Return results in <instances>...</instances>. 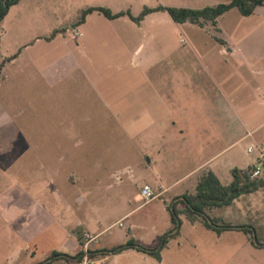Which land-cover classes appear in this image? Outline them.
I'll return each mask as SVG.
<instances>
[{
	"label": "rangeland",
	"instance_id": "obj_1",
	"mask_svg": "<svg viewBox=\"0 0 264 264\" xmlns=\"http://www.w3.org/2000/svg\"><path fill=\"white\" fill-rule=\"evenodd\" d=\"M228 1L22 0L18 10L22 26L18 30L25 36L20 39L21 43H29L44 33L52 36V32L64 28L69 44L78 45L73 52L78 66L49 94L54 97L55 91H70L74 116L82 110L75 102L82 96L86 102L83 111L87 110L89 117L83 124V138L78 140V155H73L78 163L72 171H58V187L51 189L57 194L53 193L51 203L45 204L46 208H52L56 225L52 227L50 242L39 241L41 251L36 257L39 262L48 258L42 251L45 244L52 250H63L72 230H75L78 251L111 248L129 239L146 248L156 247L162 236L174 231L170 211L176 197L194 193L199 170L206 169L208 159H212L207 163L218 171L223 185L231 182L234 169L246 170L260 165L262 173L258 177L264 176V3L250 16H242L232 8L217 19L219 32L214 35L225 40L227 46L213 37L211 27L204 29L189 22L175 23L166 12L155 17L158 24L162 23L158 27L163 31L162 42H148L138 31L130 34V42L114 39V32L109 30L111 25L103 23L107 20L97 12L88 17L86 24L73 26L80 10L87 7H104L112 13L129 10L138 16L144 6L202 8ZM116 29L128 34L122 25ZM74 30L81 36L72 37ZM14 33L13 27L8 26L3 52ZM55 44L54 58L58 60L65 50L63 41ZM155 58L159 59L158 63L148 75L144 71L150 59ZM151 78L158 83L183 86V107L169 114V127L171 121L178 127L190 126L194 131L201 126L210 130L212 138L195 140L188 135H172L174 129L150 124L137 115L124 114L115 119V93L127 89L129 84L135 85L131 102L138 114L146 109L145 103H149L145 91ZM1 95L0 90V100ZM119 100L127 102L129 93H122ZM51 110L60 115L64 107L52 106ZM31 114L32 109L24 106L19 112L10 114L12 122L6 130L10 139H4V128H0V264H7L5 258L11 245H18L11 232L12 221L29 210L36 199L35 188L22 185L23 181L32 179L34 172L22 170L25 161L20 162L18 155L23 133L21 121ZM159 134L163 135L168 152L163 163L151 170L137 157V152L146 153V145L156 144ZM249 147L250 152L247 151ZM68 173L74 182L68 189L82 198L72 196V212L66 208L69 200L59 192L60 177ZM156 176L160 181H156ZM144 182L151 188L160 182L167 190L145 201L138 191ZM183 207L176 205L180 211L179 232L168 237L160 252L162 264H264V248L260 247L264 244V189L240 196L228 206L204 211L207 218H219V225L246 226L247 232L256 233V241L240 230H226L217 235L205 228L201 219L191 222L182 211ZM81 224L87 225L90 233L75 228ZM77 249L72 252H78ZM85 257L86 264H99L97 261L105 256ZM124 258L131 264H148L152 259L136 250ZM55 261L51 263L56 264ZM57 264L70 263L59 261Z\"/></svg>",
	"mask_w": 264,
	"mask_h": 264
},
{
	"label": "crops",
	"instance_id": "obj_2",
	"mask_svg": "<svg viewBox=\"0 0 264 264\" xmlns=\"http://www.w3.org/2000/svg\"><path fill=\"white\" fill-rule=\"evenodd\" d=\"M210 1L215 2V0ZM21 3L22 0H19L17 4L10 7L8 13L0 22V61L11 58L4 63L1 69L0 90L2 91V99L0 100V128H4V139H10L9 132L6 131L12 122V116H10V114L19 112L20 108L23 106L30 110L32 109V114L29 115V117H23V121H21L23 124V133L20 137L22 141L18 148V155L20 162L24 163L25 161V164L22 165V170L34 172L32 179H29L27 182L26 180L23 181L22 185L24 187L33 186L35 188L34 192L36 199L33 200V205L29 210L12 221L13 230H11V232L18 240V245H11V249H9L5 259L7 264H40L44 261L39 262L36 259L37 253L41 251L39 241L41 239L43 242H50L52 227L56 225V218L53 216L52 208H46L45 204L51 203L53 193L54 196L57 194L55 190L51 191V189H57L58 187V171L65 173L66 171H72L78 163V158L75 159L73 155H78L76 151L79 145L78 140L83 138V124L89 121V117L87 115V110L85 112L83 111L86 102L83 100L82 96H78V99L75 101L82 110L74 116L73 94L71 95L70 91H67V89H61L57 91L58 93L55 91V98L53 96L51 97L49 94V92L54 90L57 84L62 83L63 79H66L67 76L73 72L74 67L78 66L73 54V52L77 50L78 45L72 47L69 44V40L66 38L67 32L64 28L60 29V31L52 36L44 33L43 35H38L29 43H21L20 39L25 36L23 32L20 33L18 30L20 26H22V20L19 18L18 12ZM217 4L218 3H215L211 6ZM93 13L88 14L82 24H86L89 20L88 17ZM162 13L163 11L150 13L146 15L139 24L132 21L127 15L112 20L105 18L107 22L103 23L111 25V27L108 28L110 32H114L112 34L113 38L117 40L124 39L125 42H130V34H135L138 31L140 36L148 42H153L155 40L162 42L164 40L163 31L158 29L159 25L162 26V23L160 22V24H158V19L155 18L158 14ZM121 25L127 28L128 34L125 31L122 33L120 30L116 29ZM8 26L10 28L13 27L15 33L7 45V50L3 52L2 49L5 37L8 36ZM146 26L150 28L146 30ZM207 27H211L215 39H218L221 44L227 46L225 40L219 39L214 35V33L219 32L217 21L215 27L207 23L202 28L205 29ZM103 29L105 30L107 28ZM76 32L79 34L78 36L75 35ZM80 36L81 33L74 30L72 37L78 38ZM109 38L110 37H108V39ZM58 40L61 43L63 41L65 52L63 56L57 60L54 58V50L56 46L55 43ZM79 51L81 53V50H78V52ZM157 60L159 59H150L144 72L148 75L151 74L155 64L158 63ZM79 73L85 76L82 70H80ZM57 78L62 79V81L57 82ZM149 82V88L145 91V97L149 100V103H145L146 109L138 114L135 111L134 102H131V92H136L135 85L129 84L127 89H120L115 93V98L113 99V106L117 108L113 115L115 119L124 114H128L129 116L137 115L140 118H146V121L150 124H162L169 127V124H167L169 114L178 112L180 110L179 108L183 107V86L179 85V83L173 85L158 83L157 80H153L152 78L149 79ZM126 91L129 93V100L127 102L125 100H119V96ZM17 98L19 101H17ZM109 101H112V99H109ZM58 105L64 107V111H62L60 115L56 114L55 110H51L52 106L55 107ZM101 116L103 121L104 116ZM153 117H157L155 121H151ZM175 124V121H171L172 126H170L169 129L175 130L172 132V135L179 137L188 135L195 140L212 138L209 129H202L201 126H199V129L197 128V130L194 131L190 126L178 127ZM25 127L28 128V130H24ZM85 129L87 135V126ZM159 136L160 137L157 138L159 141L156 144L150 142L146 145V153H143L142 150L137 152V157L143 160L144 164L150 166L151 170L156 168L159 163H163L168 152L162 141L164 138L163 135L159 134ZM79 155L82 157L83 151L79 152ZM210 160L212 159H208L207 162ZM82 161L83 158L80 159V163H82ZM207 162L205 163L207 164L206 169L203 171L202 169L199 170V172H201L200 175L210 170L220 180L218 171L208 165ZM195 170L196 169L191 172ZM156 178V181H160L158 176H156ZM60 179H62L61 182H59L60 195L64 199L69 200L67 201L68 207L66 206V208L72 212V196H75V198H82L80 195H77V192L72 193V191L68 189L70 183L74 184L70 173L64 174V177H60ZM176 182L177 181H175V183ZM144 184L149 185L146 182L142 183L138 191H140L141 186ZM155 188L158 189V192ZM152 189L157 195L167 190V188H163L160 185V182ZM23 192L25 191L23 190ZM76 227H79V230L88 231V227L85 224L77 225L75 228ZM74 233L75 230H72V235L64 244L63 250H52V248L46 247L45 244L42 251L45 252L47 257H49L48 254L52 252L71 256L76 254L77 252H72L77 249L76 246L78 245ZM89 245L90 243L88 246ZM93 249L98 250V248ZM132 250L134 249H128L116 255H107L97 262L99 264H131L124 256L128 255ZM160 256V262L151 257L156 263H154L152 259L148 260L147 263L162 264L163 257L161 253ZM96 258H98V256L93 259ZM59 261L60 260H57L55 263L57 264ZM51 262L53 263V261ZM51 262L47 264H52Z\"/></svg>",
	"mask_w": 264,
	"mask_h": 264
},
{
	"label": "trees",
	"instance_id": "obj_3",
	"mask_svg": "<svg viewBox=\"0 0 264 264\" xmlns=\"http://www.w3.org/2000/svg\"><path fill=\"white\" fill-rule=\"evenodd\" d=\"M18 2L19 0H0V22L8 13L10 7L17 4ZM263 3L264 0H229L226 3H218L214 6H205L202 8H186L161 5L150 8L144 6L139 15L136 17L132 16L128 10L112 13L109 9L104 7H87L80 10L78 19L73 26L81 25L84 22L85 17L93 12H97L110 20L127 15L132 21L139 24V22L143 20L146 15L157 11H163L166 12L175 23L183 24L189 22L199 27H203L205 24L209 23L215 27L217 19L230 9L236 8L242 16H250L254 13L255 8L259 5H262ZM55 33H57V31L52 32V35ZM10 59L11 58H6L0 61V79L1 69L4 63ZM252 171L253 168L246 170L234 169L232 171V180L227 185H223L218 177L210 170L202 173L196 183L194 193L182 194L181 196L176 197L170 211L171 222L174 225V231L173 233L162 236L156 247L146 248L136 244L132 239H129L126 243L111 248H103L95 251L80 250L72 256L58 252H52L51 255L41 264H47L54 260H60L62 263L69 262L70 264H77L82 262L85 256H87L89 259H93L96 256L116 255L128 249H134L136 251L145 253L154 258L156 261L160 262V252L166 246L168 237L175 236L179 232L180 220L178 213L180 211H178L176 208L177 204H182L184 206L182 211L191 222L201 219L202 225L205 228L214 231L217 235H220L226 230L246 231V226H234L230 224L219 225V218H207L204 216V211L206 209H212L215 207L228 206L240 196L264 189V176L251 179L250 175ZM78 232V237H80V231ZM247 233L251 235V240H257V236L254 231H248ZM78 241L80 244H82L81 240ZM260 247L264 248V244H262Z\"/></svg>",
	"mask_w": 264,
	"mask_h": 264
},
{
	"label": "built area",
	"instance_id": "obj_4",
	"mask_svg": "<svg viewBox=\"0 0 264 264\" xmlns=\"http://www.w3.org/2000/svg\"><path fill=\"white\" fill-rule=\"evenodd\" d=\"M75 35L78 36L79 34L76 32ZM247 151L250 152L251 151V147H249L247 149ZM261 173H262L261 166L260 165H256L253 168V171L251 172L250 178L251 179L257 178ZM139 194H140L141 197L144 198L145 201H150V200L154 199L157 196V194L153 191V189L147 184H144V185L141 186ZM85 258L86 257L83 258L82 262L77 263V264H86V263H88V260H86Z\"/></svg>",
	"mask_w": 264,
	"mask_h": 264
}]
</instances>
